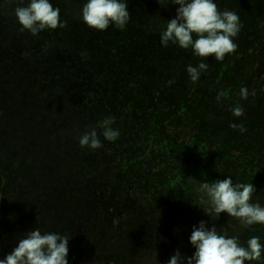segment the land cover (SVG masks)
<instances>
[{"label": "trees", "instance_id": "trees-1", "mask_svg": "<svg viewBox=\"0 0 264 264\" xmlns=\"http://www.w3.org/2000/svg\"><path fill=\"white\" fill-rule=\"evenodd\" d=\"M27 2L0 0V258L17 243L16 218L23 232L52 224L70 233L69 264H149L155 250L167 264L176 249L191 256L201 220L242 243L264 242V225L243 228L198 207L199 185L226 176L252 183L253 202L264 205V0L252 14L236 12L237 48L222 61L161 46L171 4L128 0L124 30L96 31L80 19L84 0H51L65 27L34 37L13 15ZM202 59L208 69L193 83L186 65ZM237 105L240 117L230 110ZM109 116L119 138L81 148L79 135ZM36 186L43 206L31 221L9 200L36 197ZM250 264H264V254Z\"/></svg>", "mask_w": 264, "mask_h": 264}, {"label": "clouds", "instance_id": "clouds-1", "mask_svg": "<svg viewBox=\"0 0 264 264\" xmlns=\"http://www.w3.org/2000/svg\"><path fill=\"white\" fill-rule=\"evenodd\" d=\"M157 3L177 6L174 17L167 20L159 32L162 47L175 45L190 50L194 56L213 57L216 61H222L226 54L236 50L235 38L242 26L239 16L234 11H220L216 0H157ZM13 15L20 31H27L34 37L45 30L65 27L60 9L54 7L51 0H28L25 6L16 7ZM79 15L87 27L96 31H105L109 26L124 30L130 21L128 0H84ZM207 69L208 64L203 59L185 68L193 83L199 81ZM239 96L247 100L248 89L241 88ZM223 97L224 93L220 92L216 99L220 101ZM230 110L235 117L244 114L240 105ZM114 123L115 118L111 116L98 121L96 126L79 135L78 145L95 151L103 147L101 136L108 142L116 141L120 131L113 127ZM241 131H244L242 127ZM199 191L202 195L198 207L208 217L218 219L224 213L237 218L243 228L264 225V205L253 202L256 189L252 183H233L232 177L226 176L211 182L203 181ZM70 238L71 234L67 232L42 231L35 227L17 237L16 245L0 258V264H69ZM188 241L194 249L191 256H184L176 249L167 264H250L259 261L264 254V242L259 236H250L242 243L238 234L218 231L215 224L210 225L205 220L192 226ZM149 264H159L156 250Z\"/></svg>", "mask_w": 264, "mask_h": 264}, {"label": "rangeland", "instance_id": "rangeland-1", "mask_svg": "<svg viewBox=\"0 0 264 264\" xmlns=\"http://www.w3.org/2000/svg\"><path fill=\"white\" fill-rule=\"evenodd\" d=\"M216 3L218 5V8L221 11L230 10V11H234V12H241V14H242V13L245 12L246 7H247V10L249 11V13H251V14L254 13V12H256V11H258V0H216ZM258 25L263 26V20L262 19L258 21ZM252 33L254 34V32H252ZM259 38H262V37H259V35H257V37L255 38V40H257ZM236 40H238V39L236 38ZM226 56L231 57L232 54H226ZM238 56H240V55H238ZM180 130L183 131V129H180ZM184 132L187 135V137L185 139L188 140L189 131L184 130ZM32 134H33V132H31V135ZM237 179L233 180V182H236ZM44 192H45V190H44ZM31 196H36V197L31 198L29 196L27 198L18 200L20 202V205H16V204H13L12 203V202H17L14 199V196H12L11 199L12 200H15V201L9 200V207H11V210L13 209V206H21V207H23L22 209L25 211V215L24 216L30 218V220L33 221V217L32 216H34L35 210L38 211V209H40V207L43 206V202L42 201H43V197L44 196L43 197L40 196V189L38 188V186H36L34 188V191L32 192ZM45 203L47 205V202H45ZM85 207H86V210H87L86 213H88V211L92 210V209H90L88 207V205H86ZM27 210H30L32 212H26ZM92 212L93 211H90L89 214L91 215ZM14 216L15 215L13 214L11 217H14ZM16 219L17 220L15 221L14 225L11 228H15L13 230H16L17 236L19 237L24 232L22 230H20V229H17L18 227H21V226L19 225V221H20L19 218H16ZM12 221L13 220L10 219L8 222L11 224ZM0 224H1V222H0ZM53 228H54V226L52 224L44 225L45 231H53ZM3 239L9 240L4 235H3V238L1 240H3ZM5 246L7 247V245H5ZM1 252H2L3 255H5L7 253L5 249H3ZM90 254H92V252ZM87 257L90 260L91 257L90 256H87Z\"/></svg>", "mask_w": 264, "mask_h": 264}]
</instances>
